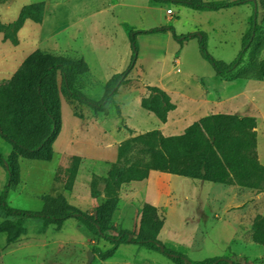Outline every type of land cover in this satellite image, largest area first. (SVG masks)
I'll return each instance as SVG.
<instances>
[{"label":"rangeland","instance_id":"rangeland-1","mask_svg":"<svg viewBox=\"0 0 264 264\" xmlns=\"http://www.w3.org/2000/svg\"><path fill=\"white\" fill-rule=\"evenodd\" d=\"M39 2L45 5L42 22L26 21L16 34L15 44L0 33V84L11 77L30 53L41 50L82 58L88 72L78 77L75 87L88 99L99 101L108 80L130 66L133 50L129 32L160 28L166 31L136 35V60L128 74L129 81L114 96L116 106L131 127H126L123 115H117L116 106L104 117L62 95V129L53 144V158L49 162L18 159V181L6 195L10 208L40 212L43 196L62 194L81 212L99 216V208L107 200L102 191L109 170L106 163L116 160L117 147L129 139L123 138L124 134L130 131L132 137L136 136L133 132L142 129L160 131L156 129V118L146 114L136 102L139 97L153 98L152 88L164 90L176 106L168 123L173 135L181 134L194 121L210 114L254 117L258 161L264 166V79L230 80L216 76L201 58L197 39L179 43L174 37L204 33L209 54L230 64L242 50V38L250 28L251 3L219 11H195L172 1L156 0H0V22H14L22 7ZM257 10L260 22L262 12L258 5ZM244 58L246 66L249 58ZM259 58L264 59V49ZM10 150L0 139V153L6 157ZM73 155L85 156L86 160L79 162L76 177L70 183ZM158 174L164 178L171 176ZM161 181L156 190L168 189L172 194L162 196L165 209L154 206L163 226H167L158 240L163 242L174 231L181 247L162 243L164 246L191 261L232 258L240 264H264V249L247 242L253 219L258 214L264 216V193L236 186L192 183L178 176ZM6 184L7 174L0 166V197ZM134 187L142 189L143 185ZM119 190L115 194V210L106 218L113 230L136 234L145 204L137 209L126 208L129 195L126 197L124 192L120 198ZM136 198L141 196H136L135 201ZM175 199L180 205H174ZM4 220L17 218L0 209V223ZM24 227L25 233L14 242L0 233V264H87L89 252L91 264H174L158 252L129 244L119 245L111 257L95 254L93 248L104 251L110 245L75 219L66 220L58 229L43 226L39 219H26ZM109 234L115 235L113 231ZM238 234L247 243L238 240ZM242 256L249 259L243 261Z\"/></svg>","mask_w":264,"mask_h":264},{"label":"trees","instance_id":"trees-1","mask_svg":"<svg viewBox=\"0 0 264 264\" xmlns=\"http://www.w3.org/2000/svg\"><path fill=\"white\" fill-rule=\"evenodd\" d=\"M172 1L195 11H219L237 5L251 3L253 7L250 28L242 38V50L230 64L214 59L206 47L204 33H191L180 38L179 43L197 39L199 54L207 61L216 76L230 80L264 79V59L259 55L264 49V0H237L233 2H205L203 0H156ZM257 5L262 19L257 22ZM44 3L24 6L17 19L3 25L0 33L16 43V34L26 21L40 24ZM166 28L150 31H130L129 42L133 50L130 66L125 72L113 75L105 85L101 100L92 101L75 87L78 77L88 72L82 58L72 59L35 50L20 64L4 83L0 84V139L11 150L8 156L0 153V166L6 171L7 184L0 197V209L17 221L4 220L0 233L9 242L16 241L25 233L26 219H39L43 226L60 228L69 219H75L97 238L106 241L110 247L93 253L111 257L122 244L145 247L168 258L174 264H240L232 258H212L191 261L164 246L157 236L163 226V219L153 205L143 206L139 228L136 234L128 230H113L106 218L116 207V192L121 185L140 182L151 172L178 176L225 186L264 193V166L258 161L256 120L252 116L216 113L199 118L179 135L164 136L158 130L132 136L117 147L116 160L107 162L108 175L102 191L107 200L100 206L99 216H90L70 205L62 194L42 197L40 212H25L10 208L6 195L17 183L18 159L49 162L53 158V144L61 131V95L79 105H86L95 113L108 116L115 107L114 96L119 88L128 83V74L135 63L137 34L164 32ZM135 53V54H134ZM248 63L243 66L245 56ZM60 80V85L58 83ZM153 98H141V108L152 114L161 123L167 121L168 113L176 106L169 95L159 88H152ZM117 115L120 109L116 106ZM68 182L77 174L80 157L73 156ZM95 191L98 192L95 185ZM264 208V204H263ZM251 242L264 249V216L256 215L250 226ZM113 231L115 235H110ZM243 261L248 260L243 257Z\"/></svg>","mask_w":264,"mask_h":264},{"label":"crops","instance_id":"crops-1","mask_svg":"<svg viewBox=\"0 0 264 264\" xmlns=\"http://www.w3.org/2000/svg\"><path fill=\"white\" fill-rule=\"evenodd\" d=\"M170 99H171V102L173 103L172 98H170ZM136 102H137L138 105H140V103H141V97L137 98L136 99ZM140 107H141V105H140ZM113 108H114V106H113ZM111 109H112V107H111ZM111 109H110L109 115L111 114ZM175 111H176V108L173 111H171V112L168 113L167 121L165 123H161L159 120L156 119L158 121L157 122V125H156V129H159L161 131L162 135H164V136H172L173 135L172 134L173 129L168 127V123L171 121L172 116L174 115ZM145 112H146V114L148 113L147 111H145ZM121 115H123V118L125 120V114L123 113V111H122V114ZM149 115H152V114H149ZM125 125H126V127H129L130 126V124L126 120H125ZM61 129H62V126H61ZM124 131H122V132L125 133ZM132 131H134V130H132ZM146 131L147 130L142 129V130H140L138 132H133L132 135H138V134L144 133ZM129 133H130V131L126 132L124 134V137L123 138H130ZM73 156H78V155H73ZM78 157H80L81 161H85L86 160V157L85 156H78ZM172 176L173 175H171L170 178L169 177L168 178H164L163 176H161L157 172H151L149 174L148 178L145 179V180H143V181H140V182H130V183H126V184L121 185L120 190H119V197L121 198V195L120 194H122L124 192H126V194H125L126 197L129 195L128 196L129 197V206H127L128 204L127 205L124 204L125 207L126 208L129 207V209H131V208L137 209L138 207H142L144 204H150V205L155 206L156 208L165 209L166 208L165 205L164 204L163 205L161 204L162 196H165L167 198L168 197L167 195H169V193L172 194V192L170 190L168 191V189L166 191H164V189H162L160 192H158L156 190V186H157V183L160 180H162V181H164V180H170ZM184 179H186V178H184ZM186 180H191V179H186ZM191 181H192V183H194V182H201V181H197V180H191ZM134 185H141V186L143 185V188L140 189L138 187H134ZM166 192H168V194ZM138 195L141 196V198L140 199L136 198L137 201H135V197L138 196ZM182 197L184 198L185 196H182ZM120 203L122 204L121 201H120ZM174 205L175 206L180 205L179 204V201L177 199H175ZM166 229H167V226H162V228H161V230H160V232H159V234L157 236V239H158V237H161V236L164 235ZM197 230H198V228H197ZM249 230H250V227H249ZM170 232H171V234L167 235L165 237V239H164L163 242L162 241H160V242L161 243H168V244L178 245V246L181 247V245L178 244L179 241L177 239V236L175 235L176 232H174V231H170ZM249 232L250 233H249V238L247 239V242L248 243H251V230ZM203 234L204 233L201 232L199 235L203 238ZM237 239L240 240L241 242L247 243V242H245L243 240V237L242 236H239V234L237 235ZM238 257H240V256H238ZM244 257H247V256H244ZM247 258L249 259V257H247Z\"/></svg>","mask_w":264,"mask_h":264},{"label":"water","instance_id":"water-1","mask_svg":"<svg viewBox=\"0 0 264 264\" xmlns=\"http://www.w3.org/2000/svg\"><path fill=\"white\" fill-rule=\"evenodd\" d=\"M91 262H92V253L89 252L88 253V261H87V264H91Z\"/></svg>","mask_w":264,"mask_h":264},{"label":"built area","instance_id":"built-area-1","mask_svg":"<svg viewBox=\"0 0 264 264\" xmlns=\"http://www.w3.org/2000/svg\"><path fill=\"white\" fill-rule=\"evenodd\" d=\"M167 13L170 14L171 13V10H168Z\"/></svg>","mask_w":264,"mask_h":264}]
</instances>
